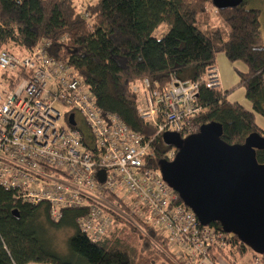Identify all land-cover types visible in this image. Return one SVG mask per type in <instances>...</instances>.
I'll return each mask as SVG.
<instances>
[{"label": "trees", "instance_id": "16d2710c", "mask_svg": "<svg viewBox=\"0 0 264 264\" xmlns=\"http://www.w3.org/2000/svg\"><path fill=\"white\" fill-rule=\"evenodd\" d=\"M248 1L221 10L211 0H0V49L23 55L47 40L48 54L72 67L100 109L116 113L150 139L145 164L155 168L171 146L138 114L132 87L144 78L151 87L171 78L200 79L199 111L193 117L198 127L220 123L221 138L230 144L242 143L252 132L264 137L255 122V114L264 118V46L259 44V10ZM161 25L166 32L154 36ZM219 52L246 67L244 72L235 68L238 82L227 90L205 85ZM16 78L10 74V83ZM236 87L243 89L250 109L227 99ZM256 159L264 163V149L256 150ZM84 213L85 207H63L61 217L52 219L47 203L21 201L0 187V264H185L163 233L132 215L128 220L113 214L110 229L89 239L76 223ZM54 229L69 232L64 252L53 245ZM219 250L228 259L256 255L264 264V254L235 235Z\"/></svg>", "mask_w": 264, "mask_h": 264}, {"label": "built area", "instance_id": "2783aa9c", "mask_svg": "<svg viewBox=\"0 0 264 264\" xmlns=\"http://www.w3.org/2000/svg\"><path fill=\"white\" fill-rule=\"evenodd\" d=\"M48 46L42 39L23 55L0 49V187L21 201L47 203L52 219L61 217L63 207H85L76 223L91 240L110 229L113 214L128 220L132 215L163 233L185 264H260L256 255H222L219 249L234 234L198 221L159 168L145 164L150 139L100 109L84 81L69 64L53 59ZM10 74H17L12 84ZM204 79L207 87L218 86L215 68ZM199 82L171 78L151 87L142 79L132 87L139 116L156 134L196 132ZM71 113L74 125L68 121ZM175 152L171 147L166 159Z\"/></svg>", "mask_w": 264, "mask_h": 264}, {"label": "water", "instance_id": "95a60500", "mask_svg": "<svg viewBox=\"0 0 264 264\" xmlns=\"http://www.w3.org/2000/svg\"><path fill=\"white\" fill-rule=\"evenodd\" d=\"M243 0H211L216 9ZM69 123L74 125L73 114ZM222 125L211 121L185 137L165 131L161 139L176 149L172 159L157 166L165 182L192 209L203 224L218 222L254 252L264 254V163L256 150L264 149V137L249 133L242 143L221 138ZM103 179V171L98 172Z\"/></svg>", "mask_w": 264, "mask_h": 264}, {"label": "rangeland", "instance_id": "374dc122", "mask_svg": "<svg viewBox=\"0 0 264 264\" xmlns=\"http://www.w3.org/2000/svg\"><path fill=\"white\" fill-rule=\"evenodd\" d=\"M83 2L89 1V0H82ZM249 7L257 8L259 10V22H260V33H259V44L264 46V0H249L248 4ZM166 25H161L157 30L154 31V36L156 37H161L167 30ZM220 57V58H218ZM217 57V63L219 64V68L221 71L222 78L225 77L228 81V78L232 79L233 77L236 76L235 71L232 69L233 66L231 63L229 64L224 57L222 56L221 53H219V56ZM221 58L223 60H221ZM234 80V79H233ZM240 88V89H239ZM238 89V90H237ZM242 88L241 87H236L228 98L229 99H238V100H243L242 96ZM231 91V92H233ZM230 92V93H231ZM62 111L65 110V108L60 107ZM262 117L256 115V120L260 121ZM77 120L79 124H81L80 119L77 117ZM51 236H52V242L55 248H57L59 251L64 252L66 249V240L67 237L69 236V232L64 231L62 229H54L51 231ZM28 264H40V263H28Z\"/></svg>", "mask_w": 264, "mask_h": 264}, {"label": "crops", "instance_id": "0c3cea01", "mask_svg": "<svg viewBox=\"0 0 264 264\" xmlns=\"http://www.w3.org/2000/svg\"><path fill=\"white\" fill-rule=\"evenodd\" d=\"M219 53H221V52H219ZM219 53H217V55H216V61H217V57L219 56ZM222 54V56L224 57V59L230 64V62L227 60V58L225 57V55L223 54V53H221ZM218 58H220V57H218ZM221 60H223L222 58H221ZM231 65L233 66V70L235 71V68H237L238 70H240V71H245L246 70V67H245V65H243L241 62H234V63H231ZM215 69H216V73H217V79H218V86H219V88L220 89H222V90H227V89H230V88H232V87H234L236 84H237V82H238V77H237V74H236V76L235 77H233L232 79H230V78H228V81H226L227 79H225V77L224 78H222V75H221V71H220V68H219V64L216 62V65H215ZM235 73H236V71H235ZM234 79V80H233ZM235 89V88H234ZM240 89V88H239ZM238 90V89H237ZM242 90V96H243V100L241 101V100H236V99H229L228 97L232 94V93H234L235 91H233V92H231V93H229L228 94V96H227V99L229 100V101H231V102H238L239 104H241L242 106H244L245 108H247V109H250V103H249V101L248 100H246V98H245V96H244V91H243V89H241ZM256 115L258 116V114H255V122H256V124L258 125V127H260L262 130H264V118L262 117L261 119H260V121H258V120H256ZM260 116V115H259Z\"/></svg>", "mask_w": 264, "mask_h": 264}]
</instances>
